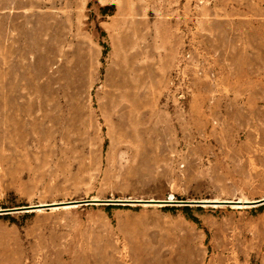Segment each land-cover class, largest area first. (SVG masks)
Returning <instances> with one entry per match:
<instances>
[{
    "label": "rangeland",
    "instance_id": "374dc122",
    "mask_svg": "<svg viewBox=\"0 0 264 264\" xmlns=\"http://www.w3.org/2000/svg\"><path fill=\"white\" fill-rule=\"evenodd\" d=\"M263 140L264 0H0V210L258 200ZM42 206L0 264H264V204Z\"/></svg>",
    "mask_w": 264,
    "mask_h": 264
},
{
    "label": "water",
    "instance_id": "95a60500",
    "mask_svg": "<svg viewBox=\"0 0 264 264\" xmlns=\"http://www.w3.org/2000/svg\"><path fill=\"white\" fill-rule=\"evenodd\" d=\"M95 201H102V202H108L109 204H117L122 202H150V203H174V204H183V205H191V204H201L203 203L202 200H183V199H168V200H161V199H146V200H128V199H102V200H93V199H83V200H75V201H69L68 204H87V203H94ZM264 197L261 199L256 200L253 203H263ZM210 203V202H208ZM221 203H232V202H221ZM53 204L45 205V206H52ZM36 207V206H32ZM32 207H13L8 208L5 210H0V212H15V211H22L26 210L27 208Z\"/></svg>",
    "mask_w": 264,
    "mask_h": 264
},
{
    "label": "bare ground",
    "instance_id": "6f19581e",
    "mask_svg": "<svg viewBox=\"0 0 264 264\" xmlns=\"http://www.w3.org/2000/svg\"><path fill=\"white\" fill-rule=\"evenodd\" d=\"M263 142H264V140H263ZM142 199L143 198H141V200ZM151 199H153V198H151ZM93 200H102V199L101 198H98V197H95V198H93ZM224 201L226 202L227 200H225V199L224 200H222V199H211V200L204 199V200H202L203 203H201V204H203V205H209L210 203H208V202H211L212 205L217 206V205H223V204H225V203H221V202H224ZM255 201H256L255 199L254 200L253 199L250 200V199H247V198H244V199L242 198V199H238L237 201H229V202H232V203H230V205H232L233 207H242V208L243 207H251L253 205L255 206V205L264 204V202L263 203H253ZM100 202H102V201H95L94 203H100ZM142 203H144V204H152L150 202H142ZM160 204H162V203H160ZM42 205H46V204L42 203V204H40V205H38L36 207L27 208L26 210H31V211H33V210H40V209H42L44 207ZM77 205L78 204H75V203L74 204H70V203L68 204V202H57V203H53V205L51 207L52 208L72 207V206H77Z\"/></svg>",
    "mask_w": 264,
    "mask_h": 264
}]
</instances>
